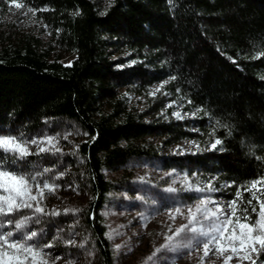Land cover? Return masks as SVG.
<instances>
[{
    "label": "trees",
    "instance_id": "16d2710c",
    "mask_svg": "<svg viewBox=\"0 0 264 264\" xmlns=\"http://www.w3.org/2000/svg\"><path fill=\"white\" fill-rule=\"evenodd\" d=\"M106 1L0 0L1 11L22 4L48 34L43 40L0 20V134L28 141L61 121L83 128L88 140L78 150L94 200L87 222L103 263L111 264L103 204L113 193L130 199L123 184L135 186L145 163L213 176L241 192L264 176V0ZM117 49L127 57L112 59ZM164 80L198 110L196 129L221 141L214 151L163 156L148 142L194 136L186 123L145 121L149 112L134 113L119 92L148 95ZM33 160L0 153L9 169ZM255 264H264V252Z\"/></svg>",
    "mask_w": 264,
    "mask_h": 264
},
{
    "label": "rangeland",
    "instance_id": "374dc122",
    "mask_svg": "<svg viewBox=\"0 0 264 264\" xmlns=\"http://www.w3.org/2000/svg\"><path fill=\"white\" fill-rule=\"evenodd\" d=\"M102 3L105 5L107 1L102 0ZM0 20L12 22L18 30L39 34L43 40H48L45 28L24 7L17 8L11 4L3 11L0 8ZM111 53L112 59H125L128 55L125 49L112 50ZM69 63L70 59L66 61V64ZM128 65L126 62L122 67ZM168 84L169 80L153 84L148 95H138L126 88L119 92L126 96L134 113L149 112L144 117L145 121L161 116L168 121L186 123L187 129L194 135L175 144L164 143L166 137L148 138L159 154L182 156L214 151L216 147L212 145L215 142L196 129L195 121L200 116L198 110L192 108L177 90L168 88ZM47 137L53 138L51 145L47 142L33 145L28 140L33 164L31 167L20 165L21 169L16 170L25 175H36L37 182L47 181L55 190H44L43 200L32 202L33 208H22L8 216H0V234L12 232L13 239L21 240L36 232L37 236L28 243L43 250L47 264H104L87 222L94 200L85 159L78 150L80 144L88 140L87 134L76 122L61 121L56 126L49 125L35 139L46 141ZM41 147L48 150L40 152ZM145 164L146 169L134 173V180H137L135 186L123 184L130 199L113 193L107 195L103 204L102 224L106 230L111 264H225L230 256L232 259L227 260V264H252L264 252L258 244L255 251L251 248L236 254L230 250L217 251L218 247L225 246V242L221 241L220 245L209 244L208 255H205L204 244L209 238L201 236L200 230L211 232L210 225L214 221L206 220L201 213L189 225V207L195 210L200 201L205 200L209 212H216L217 208L221 210L218 217L223 221L226 215H231V202L236 200L237 192L241 190L217 183L213 176L193 174L188 177L178 171L158 169L152 162ZM111 178L108 176V179ZM258 187L257 197L262 195V186ZM35 191L33 187V193ZM244 192L247 197L243 196ZM244 192H241L237 204V214L243 215L239 209L246 208L247 214L255 217L259 212V202L253 198L251 191ZM249 200H252L251 204ZM36 203L43 208L42 213L35 211ZM253 207L256 212H253ZM121 208H125L124 214L120 213ZM17 221L23 222L20 229L15 227ZM185 225H188L187 230L176 235V230ZM192 229L198 231L193 232ZM245 256L248 258L242 259Z\"/></svg>",
    "mask_w": 264,
    "mask_h": 264
},
{
    "label": "snow or ice",
    "instance_id": "6c2138e0",
    "mask_svg": "<svg viewBox=\"0 0 264 264\" xmlns=\"http://www.w3.org/2000/svg\"><path fill=\"white\" fill-rule=\"evenodd\" d=\"M171 2L172 0H169V3ZM15 6L20 8L22 4L17 3ZM164 83L166 84L167 81ZM159 90L158 88L157 91ZM175 115L179 116L178 113H175ZM52 139V137H47L46 141L32 139L30 143L35 145L47 142L51 145ZM220 143V140H216L212 147L215 148ZM28 144L29 141L23 139V137L12 134H0V153H4L6 157H13V162L24 160L32 154L29 151ZM47 150L43 147L39 149L40 152ZM261 185H264V176L251 181L250 187L245 189L251 191L253 198L259 202V212L255 217L249 216L246 208L239 209V211L244 213L243 215L237 214V204L241 198L240 191L237 192L236 200L231 202V215H226L223 221H220L218 217V213L221 210L217 208L216 212H209L205 200H201L195 210L189 207V225L195 221L197 214L201 213L204 214L206 220L211 219L214 221L210 225L211 232L205 233L200 230L201 236L209 238L208 242L204 244L205 255H208L209 244L220 245L221 241L225 242L224 247L217 248V251L221 252L230 250L233 254H236L238 251H245L248 248L255 251V245L257 244L261 249H264V195L257 197V192L260 191L258 186ZM33 187L36 189L35 193H33ZM44 190L52 192L55 189L47 181L37 182L36 175H25L18 170L9 169L0 161V216H8L22 208H33L32 202L43 200ZM211 190L210 187L209 191ZM197 191H200V189H197ZM248 203L251 204L252 200H249ZM35 211L37 213L43 212V208L39 206V203L35 204ZM176 211L179 212V208ZM253 212H256L255 207H253ZM22 223L17 221L15 227L20 229ZM187 228L188 225L182 226L176 230L175 234L179 235L181 232L186 231ZM192 231L197 232L198 230L192 229ZM13 235L12 232L0 234V264H47L43 250L38 245L28 243V241L37 236L36 232H32L30 236H26L21 240L13 239ZM168 239L171 240L172 237H168ZM69 243L72 242L69 241ZM45 247H51V245H46ZM246 258L248 257H242V259ZM229 259H232V257H228L225 260V264H227ZM253 264H255V261H253Z\"/></svg>",
    "mask_w": 264,
    "mask_h": 264
}]
</instances>
